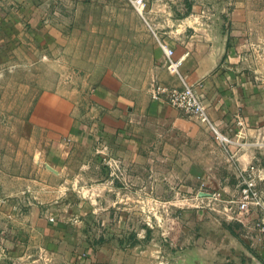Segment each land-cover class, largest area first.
Returning a JSON list of instances; mask_svg holds the SVG:
<instances>
[{
	"label": "crops",
	"instance_id": "crops-1",
	"mask_svg": "<svg viewBox=\"0 0 264 264\" xmlns=\"http://www.w3.org/2000/svg\"><path fill=\"white\" fill-rule=\"evenodd\" d=\"M68 1L77 5L76 0ZM142 1L139 15L146 33L139 36L145 35L149 45L137 42L135 52L144 55L146 67L153 71L150 79L171 86L183 80L200 93L207 121L151 100L145 87L127 89L108 74L89 90L85 104L74 90L42 89L31 99L25 124L40 141L48 142V151L45 159H22L19 171L3 175L0 213L19 215L24 227L28 215L41 213L42 196L54 201L55 194L66 189L54 182L65 177L67 164L95 167L94 160L73 154L101 141L108 166L118 167V173L103 167L100 180H91L90 190L100 191L103 199L125 189L116 186L122 171L127 169L128 180L139 182L145 167L153 180L160 174L167 181L176 175L182 182H196L193 199L211 204L177 211L179 249L171 257H149L150 264H160L163 258L166 264H264V239L256 226L264 222V0L258 14L254 0ZM60 2L0 0V60L13 58L16 38L43 35L48 15L44 7ZM161 45L170 47L172 58L179 60L177 74L164 65ZM249 164L262 176L258 189L263 208L230 218L221 203L200 194L217 192L223 199H237V176ZM74 176L77 182L80 177ZM135 189L129 196L140 195L141 189ZM51 221V216L44 223L37 220L46 227ZM129 258L102 257V262L127 264ZM132 259L133 264L142 262V257Z\"/></svg>",
	"mask_w": 264,
	"mask_h": 264
},
{
	"label": "rangeland",
	"instance_id": "rangeland-1",
	"mask_svg": "<svg viewBox=\"0 0 264 264\" xmlns=\"http://www.w3.org/2000/svg\"><path fill=\"white\" fill-rule=\"evenodd\" d=\"M59 1L54 7H44L48 14L44 34L16 38L13 58L0 60L2 180L3 175L22 168V159H45L48 142L40 141L25 124L31 99L38 91L74 90L85 104L89 90L107 74L124 82L127 89L149 88L153 71L146 67L144 55L135 52L137 42L149 45V39L139 36L146 33L145 24L127 0H76L77 5ZM261 1L254 0L255 14L263 8ZM100 143L97 146L92 141L73 154L94 160L95 167L85 162L83 166L67 164L65 177L54 182L66 189L57 192L54 201L42 196L41 213L28 215L24 227L19 215L0 213V264H103L102 257H131L127 264H133L132 257H142L140 264H150L149 257H171L179 249L177 211L192 204L203 209L211 205L193 199L196 182H182L176 175L167 181L160 174L153 180L147 178L150 171L145 167L141 169L144 178L135 182L128 180L125 169L116 186H124L119 191H126L128 197L111 191L103 199L90 186L100 180L103 167L115 173L118 167L108 166L109 158L100 151ZM76 174L80 177L77 182ZM70 180L74 182L70 184ZM134 188L136 192L141 189L140 195L129 196ZM49 216L53 218L50 227L37 222L44 223ZM160 264H166L164 258Z\"/></svg>",
	"mask_w": 264,
	"mask_h": 264
},
{
	"label": "built area",
	"instance_id": "built-area-1",
	"mask_svg": "<svg viewBox=\"0 0 264 264\" xmlns=\"http://www.w3.org/2000/svg\"><path fill=\"white\" fill-rule=\"evenodd\" d=\"M132 7L140 14L143 8L142 0H130ZM163 53V63L167 70L177 74L179 60L172 58V49L166 45H161ZM148 94L151 100L165 102L170 107L181 111L186 115H193L200 120L207 121L205 109L202 103V96L195 89L186 84L183 80L179 86H171L155 79H151L148 88ZM215 139L222 140V137L214 129ZM238 196L235 200H227L221 198L217 192L206 193L207 197L213 198L215 202L221 203L222 210L233 218L238 215H244L249 210L255 208H263L262 199L258 189V182L262 179L260 170L253 164H249L244 170L238 174ZM258 233L264 239V222L257 225Z\"/></svg>",
	"mask_w": 264,
	"mask_h": 264
},
{
	"label": "water",
	"instance_id": "water-1",
	"mask_svg": "<svg viewBox=\"0 0 264 264\" xmlns=\"http://www.w3.org/2000/svg\"><path fill=\"white\" fill-rule=\"evenodd\" d=\"M49 168V167H48ZM51 170V169H50ZM201 195H205V193H200Z\"/></svg>",
	"mask_w": 264,
	"mask_h": 264
}]
</instances>
